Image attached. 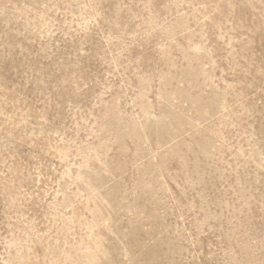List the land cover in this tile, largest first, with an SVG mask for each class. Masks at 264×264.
Instances as JSON below:
<instances>
[{
	"label": "rangeland",
	"instance_id": "374dc122",
	"mask_svg": "<svg viewBox=\"0 0 264 264\" xmlns=\"http://www.w3.org/2000/svg\"><path fill=\"white\" fill-rule=\"evenodd\" d=\"M0 264H264V0H0Z\"/></svg>",
	"mask_w": 264,
	"mask_h": 264
}]
</instances>
